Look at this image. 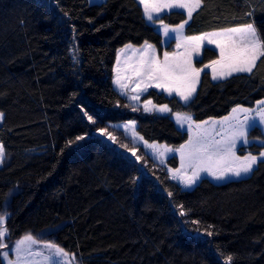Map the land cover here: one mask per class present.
Returning <instances> with one entry per match:
<instances>
[{"label":"trees","instance_id":"trees-1","mask_svg":"<svg viewBox=\"0 0 264 264\" xmlns=\"http://www.w3.org/2000/svg\"><path fill=\"white\" fill-rule=\"evenodd\" d=\"M186 19L179 9L160 17ZM244 24L264 40V0H201L185 34ZM146 41L163 51L138 0H0V142L8 154L0 209H10V237L47 231L81 264H264V159L248 177L184 189L151 157L143 155L145 170L95 133L134 119L147 141L176 148L187 140L169 115L133 110L114 86L119 48ZM217 57L207 48L196 66ZM145 97L196 121L254 107L264 99V56L250 73L215 81L204 71L187 103L156 89ZM248 135L264 139L258 126ZM262 145L238 153L258 155ZM168 163L177 167L178 158Z\"/></svg>","mask_w":264,"mask_h":264},{"label":"rangeland","instance_id":"rangeland-1","mask_svg":"<svg viewBox=\"0 0 264 264\" xmlns=\"http://www.w3.org/2000/svg\"><path fill=\"white\" fill-rule=\"evenodd\" d=\"M104 0H90L91 3H99ZM140 5L143 8L144 16L148 23L152 24L156 27V29L163 35V41L162 43L165 45L162 52L159 51L158 47L153 44L152 42L146 41L141 45H136L133 43H128L122 47L119 48L116 58V63L114 67V86L115 88L122 94L124 98L127 99V101L130 103L131 108L135 111L141 112V113H157V114H163V115H169L173 121L175 122L176 126L183 132H186L188 135L187 140L182 143L179 147H172L165 143H160L158 141H147L139 132H138V122L137 120H127V121H121V122H115V123H106L103 125H98V127L95 130V133L99 134L101 137L109 141L110 143L114 144L119 149L123 150L124 152H127L128 154H131L135 158L139 157V161L144 165V169L146 170V166H148V162H146L143 158V155L147 158V156L151 157L156 164H158L159 167L166 168V170L169 172V176L172 180H175L178 182L182 188L184 189H193L199 182H201L202 179L207 178L213 182L216 183H224L227 181H230L232 179H240L244 177H248L251 175L252 172L241 174L240 176L232 175L231 173L227 174L224 179H216L214 176L210 175L207 171H203L200 173L199 178L196 180L194 184H192L190 187H186L181 180L173 179V176L176 175L178 177L182 176H191L193 173V168L189 166V161L187 157L188 149L185 148L182 151H179L181 149L182 145H188L189 141L192 140L194 143L197 141V139L203 137L204 141L207 143H212L214 141H222L226 138L228 133L230 132V125H236L238 121L242 122L244 120L245 113L244 112H237V113H231L229 116H223L221 118H208L203 121H196L192 114V126L189 128V122L184 121L183 124H181L178 121V115L180 114V117L182 118L185 114V112H173L170 109V106L168 104H157L154 102L153 99L146 98L145 95L148 93L151 89H156L159 92L165 93L167 96H177L179 99L180 96H178L175 92H173L171 95L165 91L164 89L157 88L155 86L148 87L147 91H137V85L139 83L138 78L133 75V69L139 66L141 61L147 60L148 58H156L160 61L164 60V54L168 53L170 57L177 56L180 59H189L191 60V64L193 67L201 69L199 73V77L195 82V91L193 92L191 98L187 101L189 102L193 96L195 95L198 86L200 84L201 75L204 71H209L211 73L212 79H213V68L212 67H206L207 65H210L212 61H216L220 59V49L217 47L214 43H209V40H219V36H212V33H222L227 29L234 28L230 27L227 29H219V30H212V31H206L197 35L188 36L185 34V26L189 21L188 16V9L187 8H165L159 13H153V20H149L147 18V15L145 14L144 5L138 0ZM156 2L159 3H166L168 0H156ZM185 2L189 3L191 6L194 7L195 0H185ZM201 5V0H199ZM172 9H179L183 10L187 14V23L185 21L181 22L180 24H184V27L180 30L179 33L170 32L168 36L165 35L164 32V25H168L169 29H174L180 24L176 25H169L164 23L160 20L161 15L164 13L172 10ZM197 8H195L192 13L196 11ZM192 15V14H191ZM255 28L256 26L252 24ZM239 27V26H236ZM257 32L258 29L256 28ZM189 37H205V39L201 42H195V41H189L186 38ZM181 44V47H177V45ZM148 45H151V48L148 47ZM198 45V46H197ZM211 49L218 53V57L215 59H212L211 61L204 63L200 65L199 67L196 66V60H199L203 57L205 49ZM218 68V66H217ZM239 73V72H237ZM234 74V73H233ZM120 76L122 78L124 77H131V79H125L123 80L124 83L127 84V87L124 89H121L119 85L116 84L117 76ZM224 79V78H223ZM215 81L220 79H213ZM138 96L139 99H132V97ZM182 100V99H181ZM151 101L150 104L147 102ZM185 102L184 100H182ZM185 102V103H187ZM264 102V99L258 101L254 107H247L244 105H238L240 108L244 109H250V111L247 113L249 117L254 118L255 127H260L261 130L264 133V123H261L259 121V118L256 116V113L264 107V104L260 103ZM147 104V107L150 109L149 111H145V105ZM167 105L169 111L162 112L158 111L156 109ZM155 106V108L153 107ZM238 106L234 107L237 108ZM2 114V118H0V123L2 122L4 118V114ZM229 118V119H225ZM207 122V123H205ZM252 121H250L251 123ZM196 125H199L200 127L197 128ZM127 126V127H125ZM254 127H247V140L249 141L247 144H244L242 142H237L236 148H235V154L238 157H243L245 155H239V150L241 147H248L249 145L253 143H259L264 144V139L259 138H249V132ZM0 144H2L0 142ZM3 145V144H2ZM152 147H148V146ZM4 148V160L3 163L0 164V167L6 164L8 160V154L6 152V149ZM168 149H172V151H168ZM264 152V151H263ZM134 153V154H133ZM173 156H176L178 158V166L173 167L169 165V159ZM215 159V158H214ZM264 159V158H261ZM257 165V164H256ZM254 166V168L256 167ZM223 167V164H221L218 167H214V171H219L220 168ZM176 170H180L178 173ZM10 214V209L8 207H4L0 209V216H6L5 226L7 228L8 236L7 238L3 239V243L8 245V248L6 249H0V258H2V253L4 251H9V259L16 261L17 256L14 251H12L13 246L15 243L21 239H23L25 236L31 235L32 238L36 241V243H26L24 246L23 251L20 254L18 264H49L48 261L44 259L46 256H50L52 254V249H48L45 247L46 244H54L62 249V245H60L47 231L43 232H37V231H27L20 235L17 238H12L9 235V230L7 227V219ZM64 251L68 254L67 257H64L63 259H68L69 257H73V260L69 261V264H81L78 256L75 253L68 252L64 249ZM4 264H7L6 261H4Z\"/></svg>","mask_w":264,"mask_h":264},{"label":"snow or ice","instance_id":"snow-or-ice-1","mask_svg":"<svg viewBox=\"0 0 264 264\" xmlns=\"http://www.w3.org/2000/svg\"><path fill=\"white\" fill-rule=\"evenodd\" d=\"M140 2L144 5L145 14L149 20H153V13H159L165 8H187L188 16L191 18L192 11L200 7L199 0H195L194 7L185 2V0H168L166 3H159L156 2V0H140ZM185 23H187V21H185ZM183 27L184 24H180L174 29H169L168 25H164L165 35L168 36L170 32L179 33ZM211 35L220 37L219 40H209V43L216 44L220 49V59L212 61L210 65L206 66L213 68V79H223L237 72L250 73L257 59L264 56V40L261 39L259 33L252 24H244L239 27L227 29L222 33H212ZM186 39L189 41L201 42L205 37H189ZM148 47L151 48V45H148ZM177 47H181V44L178 43ZM200 71L201 69L192 66L190 58L180 59L177 56L170 57L168 53H165L163 61L151 57L141 61L139 66L133 69V75L137 77L139 81L136 89L137 91H147L148 87L155 86L164 89L170 95L175 92L182 100L187 102L195 91V82L199 77ZM125 79H131V77L122 78L119 75L117 76L115 82L121 89L127 87V84L123 82ZM132 99H139V97H132ZM147 103L150 104L151 101ZM260 103L264 104V102ZM153 107L155 108V106ZM149 110L146 104L145 111ZM156 110L162 112L169 111L167 105ZM232 111L233 113L244 112L245 116L242 122L238 121L236 125H230L231 130L225 139L207 143L204 141V138L201 137L197 139L195 143L190 140L188 145L181 146L179 151L183 152L185 148L188 149L187 157L189 166L193 168V173L191 176L185 175L182 177L174 175L173 179L179 178L186 187H190L196 182L200 173L203 171H207L210 175L220 180L224 179L229 173L235 176L250 173L253 171L254 166L258 162H261V158H264V152H260L258 155L248 153L243 157L236 156L235 148L237 142L247 144L249 142L247 140V127H255L256 124L254 118L247 115L250 109H244L238 106ZM177 115L178 121L181 124L186 120L189 122V128H191L193 122L190 114H185L182 118L180 114ZM256 116L261 123H264V107L256 113ZM0 118H2V114H0ZM89 119L91 120V117H89ZM225 119L227 120L229 118ZM250 121L252 122L250 123ZM196 127L199 128L200 126L196 125ZM79 139H83V137H77V140ZM68 143L71 144L73 141H69ZM148 147L152 146L149 145ZM168 151H172V149H168ZM4 155L3 145L0 144V164L3 163ZM137 159H139V157H137ZM221 164H223V167L220 168L219 171L213 170L214 167L219 168ZM176 171L178 173L180 170ZM169 195H171V193H169ZM185 214L183 210L180 211L181 216ZM5 221L6 216H0V249L8 248V245L2 242L3 239L8 236ZM208 234L211 235V233ZM26 243L34 244L36 241L31 235L25 236L23 239L17 241L12 248V251H14L17 256V260L14 261L9 259V251H4L2 253V258H0V264H4V261H6L7 264H18L20 254ZM45 247L53 250L50 256L44 257L49 264H69V261L74 259V256L66 260L63 259L67 257L68 254L64 249L54 244H46ZM230 261L231 257H228L226 264H230Z\"/></svg>","mask_w":264,"mask_h":264},{"label":"crops","instance_id":"crops-1","mask_svg":"<svg viewBox=\"0 0 264 264\" xmlns=\"http://www.w3.org/2000/svg\"><path fill=\"white\" fill-rule=\"evenodd\" d=\"M192 14H193V13H192ZM191 16H192V15H191ZM190 19H191V18H190ZM190 19H189V21H190ZM189 21H188V23H189ZM188 23H187V24H188ZM187 24H186V25H187ZM185 27H186V26H185ZM184 30H185V29H184ZM163 46L165 47L164 44H163ZM257 60H258V59H257ZM256 62H257V61H256ZM253 68H254V67H253ZM193 97H194V96H193ZM233 109H234V108H233ZM233 109H232V110H233ZM232 112H233V111H231V113H232ZM231 113H229L227 116H229ZM225 116H226V115H225ZM227 116H226V117H227ZM219 118H221V117H219Z\"/></svg>","mask_w":264,"mask_h":264}]
</instances>
